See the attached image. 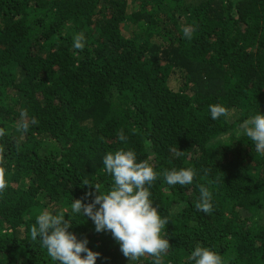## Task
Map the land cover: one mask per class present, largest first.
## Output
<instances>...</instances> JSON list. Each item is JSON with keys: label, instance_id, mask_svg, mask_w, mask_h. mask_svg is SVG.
Masks as SVG:
<instances>
[{"label": "trees", "instance_id": "1", "mask_svg": "<svg viewBox=\"0 0 264 264\" xmlns=\"http://www.w3.org/2000/svg\"><path fill=\"white\" fill-rule=\"evenodd\" d=\"M210 104L228 114L213 121ZM257 111L264 0H0V264H54L31 236L45 209L66 214L96 264H152L71 213V199L91 202L85 180L111 186L103 156L120 149L158 175L151 198L171 246L161 264H189L197 243L226 264H264V154L240 129ZM172 168L194 169L193 183L168 185ZM201 186L210 213L196 208Z\"/></svg>", "mask_w": 264, "mask_h": 264}, {"label": "clouds", "instance_id": "2", "mask_svg": "<svg viewBox=\"0 0 264 264\" xmlns=\"http://www.w3.org/2000/svg\"><path fill=\"white\" fill-rule=\"evenodd\" d=\"M183 32L185 38H191L190 27H185ZM84 46V34H75L73 47L82 50ZM208 107L213 121L228 114L220 104ZM240 129L252 141L256 151L264 154V114L257 111L240 124ZM120 139H125L123 132ZM176 152L179 155L181 151L176 149ZM103 167L112 177L111 186L101 191L100 185L85 180L82 186H89L94 191L86 192L83 199L91 198V202L71 199V213L88 217L97 233L110 232L124 257L135 261L147 254L152 257V264H161L171 246L164 231L169 221L158 212V206H153L151 198L150 189L158 179L157 173L147 160L138 161L132 149L107 152L103 156ZM5 174L6 167L0 161V193L7 187ZM195 175L192 168H172L163 173L170 186L190 185ZM196 208L204 213L212 211V194L204 186L200 187ZM65 215L43 210L31 228L32 239L39 240L54 264H96L100 253L87 247L86 238L78 239L70 231L73 224L65 219ZM187 259L189 264H226L219 253L199 243L192 248Z\"/></svg>", "mask_w": 264, "mask_h": 264}, {"label": "rangeland", "instance_id": "3", "mask_svg": "<svg viewBox=\"0 0 264 264\" xmlns=\"http://www.w3.org/2000/svg\"><path fill=\"white\" fill-rule=\"evenodd\" d=\"M126 262H128V259H126Z\"/></svg>", "mask_w": 264, "mask_h": 264}]
</instances>
